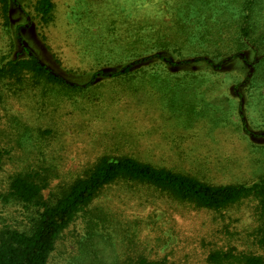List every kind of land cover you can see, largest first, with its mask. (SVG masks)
<instances>
[{
    "label": "rangeland",
    "instance_id": "1",
    "mask_svg": "<svg viewBox=\"0 0 264 264\" xmlns=\"http://www.w3.org/2000/svg\"><path fill=\"white\" fill-rule=\"evenodd\" d=\"M16 2L7 23L0 17V68L27 58L24 41L32 55L82 89L68 97L33 86L29 75L0 80V229L27 231L36 216L34 208L6 198L13 176L45 171L47 200L105 156L131 157L212 185L264 180V0H52L48 22L37 12L38 0ZM247 2L255 43L237 39L236 20L248 14L239 7ZM181 9L192 20L186 23L195 36L190 42L176 25ZM19 26L22 41L15 35ZM237 54L250 67L233 59ZM155 55L176 63L232 60L213 72L201 60L172 68ZM147 57L129 77L89 84L94 74ZM152 72L168 77L169 88L164 80L151 83ZM142 73L149 84L140 82ZM187 73L202 78L198 94L204 93V103L218 105L219 114H202L189 96L172 89ZM234 90L241 96L242 117ZM263 228L264 192L214 212L117 182L76 214L47 264H136L139 258L213 264L208 258L215 252L264 263Z\"/></svg>",
    "mask_w": 264,
    "mask_h": 264
},
{
    "label": "trees",
    "instance_id": "2",
    "mask_svg": "<svg viewBox=\"0 0 264 264\" xmlns=\"http://www.w3.org/2000/svg\"><path fill=\"white\" fill-rule=\"evenodd\" d=\"M11 6H17L16 0H0V17L4 18L6 23L9 20L8 15ZM195 7L197 9V5ZM239 8V12L248 14L240 16L236 20L237 39H244L255 43L257 40H255L253 35L255 34L256 26L251 21V14L253 13L252 3H242ZM182 9L177 15L176 25H179L185 34L187 32L186 30L190 27L186 23H192V20L187 18L188 12ZM52 10V0H38L37 12L42 21H49ZM21 28L22 26H19L15 30V35L18 40H21L19 34ZM185 35L186 41L188 42L195 38L193 34L191 35L190 30ZM200 36L201 34L199 35L198 41L203 40V36ZM20 44L22 51L27 54V58L9 62L5 67L0 68V80L4 78H16L20 81L23 75H29L33 86L43 85V87L59 89L68 97L71 94L78 93L82 89L80 86L63 79L32 55L24 46V41ZM158 45L161 44L159 43ZM241 45H238V49L241 48ZM153 57L172 68H177L182 64L186 65L187 62L176 63L170 58H165L160 55ZM235 57H239L246 67H250L244 57L238 54L233 59ZM149 59L147 57L122 66L115 72H100L94 74L89 84L93 83L95 79L102 77H129L135 65ZM200 60L196 59L193 62L187 63L195 64ZM231 60L232 58L217 64L207 59H202L201 61L213 72H218L222 70L225 63H230ZM260 66L264 67V58ZM250 70L251 68H249V74L251 73ZM258 71L259 68L253 69L255 73H258ZM146 76L145 73L140 75V82L142 84H149ZM150 79L151 83L164 80L167 83L166 88H169L168 77L152 72L150 73ZM198 81L201 84L202 78L193 73H187L184 77L174 82L172 89L180 90L184 92V95L189 96V102L191 104L195 103L196 107L203 111L202 114H219L220 108H218V105L213 104V102H203L205 100L202 97L204 93L201 92V96L197 91L198 86H196V83ZM234 94L239 99L237 111L242 117L241 96L235 90ZM198 103H200L199 107ZM228 108L230 110L232 109L231 106H228ZM222 114H224V110ZM249 135L252 136L250 133ZM2 158L3 153L0 151V165ZM117 182L147 187L175 202L189 204L197 209L214 212L224 210L237 203L241 198L252 193L264 192V180L252 185H212L195 177L173 172L165 168H156L126 156L101 157L90 168L82 172V175L76 176L66 186H60L56 194H50L47 200H44L42 195V192L49 185V176L45 171L43 173H19L10 179L6 198L14 203L20 204L26 209L29 207L34 208L36 216L31 220L30 227L27 231L10 228L0 229V264H47L50 254L54 251L56 241L61 233L72 223L76 214L80 210L89 207L102 190ZM259 245L264 252V228L259 238ZM208 260L213 264H264L259 257L251 255L235 256L231 252L212 253L209 255ZM136 264L164 263L139 258Z\"/></svg>",
    "mask_w": 264,
    "mask_h": 264
}]
</instances>
